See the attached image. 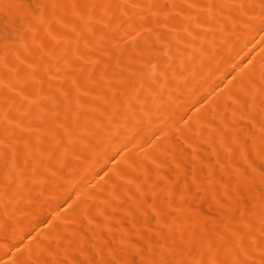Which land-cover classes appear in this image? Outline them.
<instances>
[{"label": "bare ground", "instance_id": "bare-ground-1", "mask_svg": "<svg viewBox=\"0 0 264 264\" xmlns=\"http://www.w3.org/2000/svg\"><path fill=\"white\" fill-rule=\"evenodd\" d=\"M0 264H264V0H0Z\"/></svg>", "mask_w": 264, "mask_h": 264}]
</instances>
